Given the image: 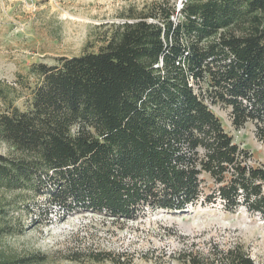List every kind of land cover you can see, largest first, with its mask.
Segmentation results:
<instances>
[{"label": "trees", "instance_id": "trees-1", "mask_svg": "<svg viewBox=\"0 0 264 264\" xmlns=\"http://www.w3.org/2000/svg\"><path fill=\"white\" fill-rule=\"evenodd\" d=\"M212 105L236 129L251 122L264 147V0L156 2L95 52L31 63L0 85V187L41 191L47 178L66 214L134 220L202 199L264 217V162L249 163ZM216 256L208 264H256L240 246Z\"/></svg>", "mask_w": 264, "mask_h": 264}, {"label": "rangeland", "instance_id": "rangeland-1", "mask_svg": "<svg viewBox=\"0 0 264 264\" xmlns=\"http://www.w3.org/2000/svg\"><path fill=\"white\" fill-rule=\"evenodd\" d=\"M183 1L0 0V85L25 76L31 63L53 64L58 56L97 51L110 27L129 14L145 13L156 2L177 9ZM211 108L225 131L251 153L249 163L264 162L253 124L236 129L227 107ZM9 152L0 142V153ZM43 181L41 191L0 187V257L16 260L10 264H189L188 256L208 264L234 246L264 264V217L244 206L231 212L219 201L200 199L183 211L145 207L134 220L81 208L66 214L50 201L51 180ZM209 190L204 187L203 194Z\"/></svg>", "mask_w": 264, "mask_h": 264}, {"label": "built area", "instance_id": "built-area-1", "mask_svg": "<svg viewBox=\"0 0 264 264\" xmlns=\"http://www.w3.org/2000/svg\"><path fill=\"white\" fill-rule=\"evenodd\" d=\"M178 8H179V6H178Z\"/></svg>", "mask_w": 264, "mask_h": 264}]
</instances>
